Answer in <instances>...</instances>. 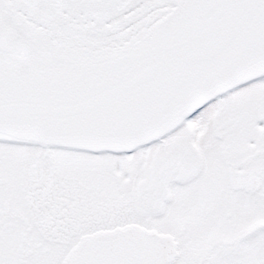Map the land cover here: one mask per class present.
<instances>
[{
    "label": "snow or ice",
    "instance_id": "snow-or-ice-1",
    "mask_svg": "<svg viewBox=\"0 0 264 264\" xmlns=\"http://www.w3.org/2000/svg\"><path fill=\"white\" fill-rule=\"evenodd\" d=\"M0 264H264V0H0Z\"/></svg>",
    "mask_w": 264,
    "mask_h": 264
}]
</instances>
